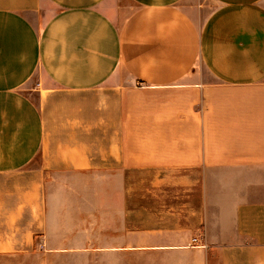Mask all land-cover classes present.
<instances>
[{"label":"crops","instance_id":"1","mask_svg":"<svg viewBox=\"0 0 264 264\" xmlns=\"http://www.w3.org/2000/svg\"><path fill=\"white\" fill-rule=\"evenodd\" d=\"M212 1L0 0V174L44 159L23 206L99 187L123 264H264V0Z\"/></svg>","mask_w":264,"mask_h":264},{"label":"rangeland","instance_id":"2","mask_svg":"<svg viewBox=\"0 0 264 264\" xmlns=\"http://www.w3.org/2000/svg\"><path fill=\"white\" fill-rule=\"evenodd\" d=\"M197 2L202 22L214 2ZM38 81L34 76L28 91L39 102V94L34 92ZM64 97H58L57 105ZM40 106L51 110L46 102H40ZM43 165L39 154L23 171L0 174V238L16 237L20 243L14 252H0V264H123L124 256L114 252L110 257L107 249L106 213L100 209L104 206L103 188H50L46 202L41 195L33 199V206L22 205L31 182L40 180ZM45 210L49 211L45 214ZM17 211V219L10 223ZM111 236L113 240L118 237Z\"/></svg>","mask_w":264,"mask_h":264},{"label":"built area","instance_id":"3","mask_svg":"<svg viewBox=\"0 0 264 264\" xmlns=\"http://www.w3.org/2000/svg\"><path fill=\"white\" fill-rule=\"evenodd\" d=\"M199 240H200V236L199 235H196V236L193 237V241L194 242H197L198 243Z\"/></svg>","mask_w":264,"mask_h":264}]
</instances>
